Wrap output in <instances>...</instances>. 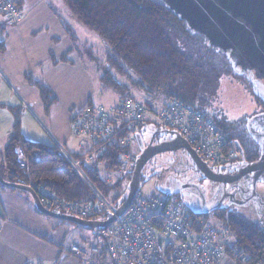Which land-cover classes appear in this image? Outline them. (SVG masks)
Masks as SVG:
<instances>
[{"label":"built area","instance_id":"1","mask_svg":"<svg viewBox=\"0 0 264 264\" xmlns=\"http://www.w3.org/2000/svg\"><path fill=\"white\" fill-rule=\"evenodd\" d=\"M16 1L0 0V14L9 26L21 18ZM149 124L177 132L211 170L245 158L238 142L222 132L210 114L178 100L158 111L152 102L130 98L120 99L113 108L89 106L77 114L71 130L79 140L80 158L72 159L64 152L84 176L82 165L96 166L109 146L122 148L126 152L119 161L120 168L130 175L140 155L137 135ZM15 154L19 168L28 170L24 149L17 148ZM97 195L94 202H67L42 189L37 193L40 204L54 213L88 221L116 216L119 200ZM98 236L99 242L88 250L74 244L63 252L71 253L80 264H238L243 258L239 240L228 223L213 213L195 215L180 196L146 195L143 188L126 214L100 230Z\"/></svg>","mask_w":264,"mask_h":264},{"label":"trees","instance_id":"2","mask_svg":"<svg viewBox=\"0 0 264 264\" xmlns=\"http://www.w3.org/2000/svg\"><path fill=\"white\" fill-rule=\"evenodd\" d=\"M63 1L73 17L107 46L103 61L106 72L101 81L115 90L120 99L139 101L134 93L139 92L146 97L145 103L156 98L166 105L178 100L210 114L205 108L208 106L205 95L200 96L198 92L204 93L199 89L205 83L213 84L215 90L219 88L220 79L231 72V65L223 52L189 29L186 21L162 0ZM16 4L19 6L18 0ZM128 70L136 75L137 81ZM40 90L48 109L55 98L48 88L41 86ZM17 148H23L28 156L26 171L17 164ZM124 152L119 147H107L96 166L82 165L83 176L58 145L32 143L16 135L0 157V167L4 180L9 183L29 186L36 193L42 189L67 202H94L97 194L108 198L112 188L101 174L118 171ZM0 187L5 186L0 184ZM214 214L231 226L239 240L243 258L238 264H264V228L236 211L222 210ZM104 218L94 221H104Z\"/></svg>","mask_w":264,"mask_h":264},{"label":"crops","instance_id":"3","mask_svg":"<svg viewBox=\"0 0 264 264\" xmlns=\"http://www.w3.org/2000/svg\"><path fill=\"white\" fill-rule=\"evenodd\" d=\"M18 5L21 18L16 25L9 26L0 14V157L16 135L80 156L71 121L101 99L100 78L83 62L94 45L83 41L80 23L63 0H18ZM97 46L108 52L101 39ZM41 86L55 98L48 109ZM136 96L146 101L143 94ZM107 97L110 104L98 106L113 108L120 99ZM27 113L47 133L33 124L31 130ZM32 198L0 187V264H80L63 249L78 244L88 250L98 239H85L76 224L43 215Z\"/></svg>","mask_w":264,"mask_h":264},{"label":"water","instance_id":"4","mask_svg":"<svg viewBox=\"0 0 264 264\" xmlns=\"http://www.w3.org/2000/svg\"><path fill=\"white\" fill-rule=\"evenodd\" d=\"M162 1L182 20L186 21L189 29L194 33H199L204 36L212 47L223 52L238 75H247L249 79L253 77L259 86L260 93L257 92V94L259 96L261 94L262 99H264V0ZM263 117L264 114L252 119H260ZM163 133L170 135L169 141L161 142L158 145H153L151 142L147 146L143 141L141 133H138L137 141L140 155L136 167L131 174L127 189L128 195L125 201L120 203L116 216L104 221L82 220L49 211L40 204L37 193L33 188L5 181L1 167L0 184L7 188L28 192L35 200L39 212L49 218L76 224L87 229L103 230L115 223L117 217H122L126 214L136 194L142 188L141 184L149 181L156 175L155 173L145 175L144 170L148 162L159 154L182 151L189 156L193 164V172L196 175L210 182L227 183L218 177L215 170H211L203 163L200 157L194 153L192 148L177 132L163 131ZM262 153L263 156L258 162L249 164L247 167V174L255 176L252 184L253 192L251 198H254V196L257 198L259 208L261 209L264 207V200L257 193V185L264 183V149ZM260 176H262L261 179ZM241 177L242 175L233 177L228 183H234ZM233 196L234 194L227 196V198L230 197L228 203L226 200L222 203L220 202L217 206H212L211 201H208L205 194L200 191L196 201H190L191 204L189 205L187 203V205L198 216L215 213L222 204H225L223 207L225 211L231 212L236 210L243 214L242 210L249 205L246 206L243 204L241 206L237 201H232ZM193 197L196 198V196Z\"/></svg>","mask_w":264,"mask_h":264},{"label":"rangeland","instance_id":"5","mask_svg":"<svg viewBox=\"0 0 264 264\" xmlns=\"http://www.w3.org/2000/svg\"><path fill=\"white\" fill-rule=\"evenodd\" d=\"M79 25V33L81 34L83 41H87L90 45H94L89 49V54L91 57L84 53L83 62L87 65L89 64V67L91 68L94 75L99 76L100 78L99 91L101 92V99L94 101L95 106L100 104H110L109 97L107 96L112 95L113 99L115 100L119 98V94L112 88L107 87L101 81V78L106 72V62H103L106 54L101 46H97L100 38L93 32L83 27L81 24ZM99 59H101V62ZM229 65H231V63ZM230 67L231 72H228L220 79L219 88H216L215 90V86L213 84L209 85L208 83H205L203 86L204 88L202 87L199 89V91H203L204 94L198 92L200 96L205 95V100L208 103V106L205 107L206 111L213 115L219 129L227 136L230 135L229 132L231 130L234 132L239 131L241 128V120L243 118H245L250 113L252 114L257 110L264 108V99H262L261 94L259 96L256 94V92H254V90H252V80L247 78V75H238L235 69H233V66L231 65ZM128 71L133 80L137 81L136 75L132 71ZM116 77L119 79L118 76ZM125 80L126 79L122 81L126 82ZM253 81H255L254 78ZM258 92L260 93V91ZM103 93L105 96L102 97ZM134 93L136 95H140L139 92ZM141 95L140 97H142ZM151 100L154 107L158 111L159 109L166 106L162 99L156 98ZM27 118L28 120L31 119L30 123L28 122V127L31 130L35 128L33 125H38L40 129L47 133L45 127L39 121L35 120L30 113H27ZM32 121L36 122L32 123ZM163 131L165 130L152 124L143 126L140 129L143 141L145 142L146 146L151 141L153 135H156L157 133H160L157 135V141H162L165 139V137L170 139V135L163 133ZM144 173L145 175H152L154 173L156 174L149 181L143 182L141 184L146 195H152L155 193L177 195L190 205V201H196V199L199 197L200 191L205 194L207 200L210 199L212 194L218 192V189H211V187L208 186L211 183L199 180L198 175L196 176V174L193 172V164L189 156L184 154L182 151L177 153L167 152L157 155L148 162ZM101 175L104 176V180L107 185L112 188L108 198H114L117 201L119 200L117 202L119 205L120 203H123L128 195L127 187L131 178L130 175L126 172H123L121 168H119L118 171H107ZM258 190L261 192V194H259L264 200V184L260 185ZM16 192L31 197V195L26 191L16 190ZM193 196H196V198ZM229 201L230 199L228 202ZM253 210H255V205H249L247 209L242 210V213L245 217L264 228V207L263 209L260 208L259 210ZM76 227L79 229L78 231L85 239L87 238L94 240L98 239L99 237L98 229H87L77 225Z\"/></svg>","mask_w":264,"mask_h":264},{"label":"flooded vegetation","instance_id":"6","mask_svg":"<svg viewBox=\"0 0 264 264\" xmlns=\"http://www.w3.org/2000/svg\"><path fill=\"white\" fill-rule=\"evenodd\" d=\"M253 82V88L254 92L259 91L258 82L253 81V78H250ZM256 89V91H255ZM258 95V94H257ZM264 114V108L257 110L254 113H250L245 118L241 120L240 129L237 132H234L231 130L229 132L230 136H232L238 144L241 146L242 150L244 151L245 158L243 161L239 163H235L229 166H226L224 168H221L219 170H215V173L220 177L222 180H225L224 183H217V182H210L207 180H204L202 177H199L200 181H207L211 183L210 186L211 189H218L220 193L212 194L210 199L208 201H211L212 206H217L220 202H224L230 199V197L227 198L228 195L234 194L232 201H237L241 206L243 204L247 205H255V210H259V203L257 202V198L254 196V198H251L253 188V179L254 175L247 174V167L249 164H253L255 162H258L261 157L263 156V149H264V117L260 119H252L254 117H258L260 115ZM160 133L154 134L149 144L152 142L153 145H158L161 142L169 141V138H166L164 140H158L157 141V135ZM148 144V145H149ZM242 175L240 179H238L236 182H230L233 177H237ZM263 175V174H262ZM197 176V175H196ZM262 176H260V179ZM264 183H259L257 185V193L261 194V192L258 190L259 186ZM214 186V187H213ZM259 194V195H260ZM258 205V206H257ZM225 204H222L217 211H222ZM247 209V208H244ZM253 210V211H255ZM236 211V210H234ZM215 212V213H216ZM237 212V211H236Z\"/></svg>","mask_w":264,"mask_h":264}]
</instances>
